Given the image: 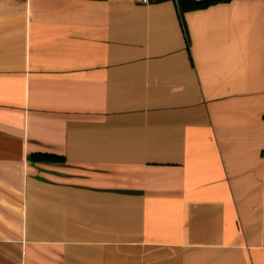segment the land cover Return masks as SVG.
Returning <instances> with one entry per match:
<instances>
[{"label":"crops","instance_id":"0c3cea01","mask_svg":"<svg viewBox=\"0 0 264 264\" xmlns=\"http://www.w3.org/2000/svg\"><path fill=\"white\" fill-rule=\"evenodd\" d=\"M45 234L264 264V0H0V264Z\"/></svg>","mask_w":264,"mask_h":264},{"label":"rangeland","instance_id":"374dc122","mask_svg":"<svg viewBox=\"0 0 264 264\" xmlns=\"http://www.w3.org/2000/svg\"><path fill=\"white\" fill-rule=\"evenodd\" d=\"M45 218H47L45 216ZM45 232H50L51 223L43 222ZM48 227V229H47ZM18 241V240H16ZM25 245V252L19 255L18 260H13V264H100V256L71 255L70 253H58L52 248V240L45 234L43 239L24 238L20 240ZM63 244V243H61ZM66 245V243H65ZM41 249V250H40ZM147 254H130L109 252L107 264H130L132 261L147 260ZM105 257V255L103 256Z\"/></svg>","mask_w":264,"mask_h":264},{"label":"trees","instance_id":"16d2710c","mask_svg":"<svg viewBox=\"0 0 264 264\" xmlns=\"http://www.w3.org/2000/svg\"><path fill=\"white\" fill-rule=\"evenodd\" d=\"M220 1H228V0H179V7L181 12L187 9L206 7L210 4L220 2ZM32 160H43V161H58L63 160L62 156L48 153V152H34L30 155Z\"/></svg>","mask_w":264,"mask_h":264},{"label":"built area","instance_id":"2783aa9c","mask_svg":"<svg viewBox=\"0 0 264 264\" xmlns=\"http://www.w3.org/2000/svg\"><path fill=\"white\" fill-rule=\"evenodd\" d=\"M138 1H142V2H149V0H138Z\"/></svg>","mask_w":264,"mask_h":264}]
</instances>
